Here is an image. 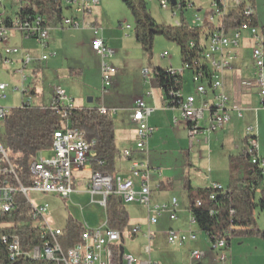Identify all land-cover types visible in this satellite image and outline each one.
Listing matches in <instances>:
<instances>
[{
	"label": "built area",
	"instance_id": "obj_1",
	"mask_svg": "<svg viewBox=\"0 0 264 264\" xmlns=\"http://www.w3.org/2000/svg\"><path fill=\"white\" fill-rule=\"evenodd\" d=\"M0 0V64L12 65L17 63L19 66L14 70V73L19 77L17 83L0 82V211L7 213L14 210L15 204L13 193L18 190L24 195L28 190H33L43 194L56 195L64 199H68L74 192L73 187V172L74 170L85 167L91 148L94 141H87L83 137V133L73 127L67 118L68 112L75 108L68 98L63 88H54L52 91L51 104L49 108L56 112H62L65 118V123L60 124V127L53 131L51 142V155L44 158L41 155L31 163L30 172L34 179L30 187H23L21 184L18 188H14L9 183V176H15L14 168L10 163L7 153L1 141V126L8 114L10 107L1 105V101L7 98L6 92L12 94L19 93L21 102L19 107L32 104L30 96L24 100L26 94L30 93L28 76L25 73L28 65L31 62H44L49 55L46 53L38 59H34L30 54H22L17 59L16 55L19 49L8 44L9 34L18 32L23 38L33 39L42 47L47 46L49 38V26L44 17L41 15H21L19 13L22 6L27 0H11L15 8L13 11H6V7L1 4ZM161 8L166 9L172 7L168 0H158ZM174 7L178 9L183 2L187 8L200 7L195 6L193 0H175ZM98 0H59L61 9L65 7L71 12L69 17H62L60 22L62 27H90L93 30L94 38L91 41L92 50L101 57L100 72L103 90L110 86L111 76L115 74L116 69L109 66L105 62V58L110 57L113 51L106 48L102 38L98 35V28L94 27L89 21L91 6L97 4ZM229 7V10H228ZM201 8V7H200ZM231 10L237 11L239 16L243 18V22L236 28L230 30L219 29L221 18L226 12ZM198 12L200 10H197ZM210 18L213 20L218 17L217 22L209 21L215 28L207 32L201 38L203 46L200 56L192 61L185 62L179 69L171 67L166 68L172 74H178L182 77L185 71H191L192 79L195 84V91L199 95L207 93L208 88L213 91L211 99L203 101L201 106L194 104L195 97L193 95L183 98L180 89L171 92V106L176 107L180 112V119L189 126L190 139L194 138L201 129L199 121L204 113L208 114L209 125L206 131L212 132L225 127L230 120V115L227 112L228 97L222 92V73L229 68L231 61L236 58L233 49L239 46L243 37V33H247V39L251 42V60L253 64V79L246 82V85L255 84L259 88V97L262 108L264 109V29L258 25H253L252 20L255 18V10L251 0H209ZM9 17V18H7ZM195 20L201 21L202 18L195 16ZM177 23V22H176ZM161 58H166L163 53ZM142 75L144 78L149 76V70L143 69ZM167 102V101H166ZM170 106V105H168ZM238 117L241 116V111L247 106L235 105ZM116 108H106L100 106L97 108L99 114H115ZM152 108L148 107L142 98H137L134 101L131 109V121L135 125V149L144 151L148 139L154 129L148 125L147 119ZM176 122V120H175ZM245 147L244 154L250 159H259V168L261 169L262 183H264V158L258 155V144L255 135L252 132V127H247L245 130ZM123 156L130 161V177L120 178L111 177L110 175H102L98 172L91 171V178L88 185V192L92 197L95 194L101 196L98 202L102 207H105L106 198L109 195L117 196L123 203L137 202L143 204L148 210H152L155 214L150 218L152 223L156 222V216L167 210L166 205H156L152 209L149 207L150 201V185H149V167L147 164L140 162L132 157L131 150H125ZM3 176V177H2ZM134 180H139V187H135ZM212 190H220L221 185L211 183ZM198 191L194 192V206L199 207L203 202L214 199V194L210 193L203 200ZM28 201V200H27ZM29 202V201H28ZM31 206L32 224L37 228L40 242L30 248H23L18 235L10 234L3 235L6 245L9 247L11 257L14 259L19 256L32 259H45L54 261L56 264H158L151 261H137L131 254L124 253L121 260L116 259L114 251L120 245L121 234L105 224L101 227L90 229L84 226V230L79 236V241L73 246L64 249L60 243L62 236V228L54 227L48 220L47 204ZM172 206H176L175 198L172 199ZM170 219H175V214H169ZM191 222L194 223L191 216ZM138 229L134 228L132 233ZM196 234L194 232H179L169 230L167 232V241L171 244L186 243L194 241ZM211 249L216 252L217 261L221 264H226L227 257L225 254L226 242L223 238H214V242L210 244ZM203 253L199 250H194L190 253V258L194 262H199Z\"/></svg>",
	"mask_w": 264,
	"mask_h": 264
},
{
	"label": "crops",
	"instance_id": "obj_2",
	"mask_svg": "<svg viewBox=\"0 0 264 264\" xmlns=\"http://www.w3.org/2000/svg\"><path fill=\"white\" fill-rule=\"evenodd\" d=\"M94 5L90 7L91 11L88 19L89 21H91L92 25L97 28L98 16L93 15L94 13L92 10V7ZM52 28L61 29L68 27H62L60 22H52L49 26V38L46 47H42L34 40L38 47L41 49L42 53L40 56L46 53H53L50 50V30ZM69 29L92 30L90 27H71ZM15 33L17 34V40L19 43L17 41L11 42L10 38H8V44L19 49V53L16 55V58L19 59L23 54L21 51V43L27 38H23L18 32ZM98 35L102 38V41L106 48L111 49L110 47L120 46L122 37L115 38V36L117 37V34L112 37L113 34L108 32L107 30L98 29ZM93 38L94 34L92 30V39ZM247 38L248 37L245 38L246 41L251 45L250 40ZM89 48L92 50L91 43ZM233 52L236 54V58L231 61L230 67L225 69L222 73L221 90L228 97L227 112L230 115L229 123L222 129H218L216 131L208 133L205 128L208 127L209 120L208 114L205 112L202 119L199 121V125L204 128V130L201 129L196 135H194L193 139H190L189 126L186 122L180 119L179 110L174 106L167 105V102L164 100V95L161 88L156 86L158 90H154L153 92L152 84H155V81L154 74L151 70V74L149 73V76H147L146 78H144L142 75L144 84L150 86V89L146 93H143L142 97L137 95V93L135 92L129 97V100L125 101L123 99H119L117 102V104L121 105L122 109H124L125 111L124 114L120 115V126L116 130L114 129L115 145L120 152V156L114 161L113 173L116 177L120 178L130 177V161L128 158H125L123 156V152L125 150H131L132 157L134 159L147 164L149 167V185L151 191L149 201L150 209H152L153 206L156 205L167 206V210L161 212L160 215L156 216V222L152 223L150 221V218L154 217L155 214L152 210H148L145 205L137 202H122L129 216L128 224L129 222H131L130 228L128 230L129 233L127 234V236L132 233L134 228H137L138 230L136 232H141L142 238L147 241L146 242L143 239L144 243L139 242V251L134 252L133 255L131 254L138 261L149 260L158 264H221L219 261H217L216 252L211 249V246H208V249H198L197 243L200 238L195 232L194 233L196 234V239L194 241H188L182 244L169 243L167 241V232L169 230L179 232H193L191 230V224L194 223L191 222V214L188 209L189 201L187 189L194 193L198 190L206 189L211 183H217L223 187H226L229 180V157L244 153V147L246 143L245 130L247 127H252V132L255 135L258 144V155L264 158V109L262 108L260 102L259 88L255 84L249 86L246 85V82L252 81L253 79L251 49L249 51L248 57L250 58L251 63L248 64L245 63L246 56L244 54V48L240 47V44L238 47L233 49ZM51 56L52 55H49L48 58ZM39 57L34 59H38ZM31 63L42 64L43 62L35 61ZM142 65L143 64H140L141 67ZM17 66L19 65L17 64ZM168 66L173 68L171 65ZM142 68L145 69L144 67ZM186 73H188V78L185 80ZM18 81L19 77L17 76V82ZM137 83L138 87H140L139 78L137 80ZM187 84L189 85L188 88H186ZM180 91L184 99L187 96L193 95L195 97L194 104L196 106H201L203 101L208 102L213 94V91L210 90V88H208L207 93L204 95H199L196 93L191 71H185L183 73ZM137 98H142L145 104L153 109L147 119V122L148 125L154 129V131L148 139L147 146L144 151H138L135 149L136 134L134 123H132L131 121L130 110L133 108L134 101ZM108 104L111 105V103ZM114 104L115 103H112L111 106H100H104L106 108H116V105ZM235 105L240 106L241 108L243 107V105L247 106V108L241 111L240 117H238L237 111L234 108ZM117 111L118 109L116 110V113ZM200 143L207 145V147L209 145H220V155L214 156L216 150L213 147L212 149H208L207 151L200 150ZM92 155L93 153L91 150L85 167L82 169L74 170L73 184L78 177L77 173H80V171L89 172L91 174L92 170L90 162ZM41 156L44 158H48L43 156L42 153ZM202 163H206L208 165L205 173H201L199 169L202 166ZM89 181L90 179L87 181L86 187H78L77 189L74 188V192L70 195L68 201L75 205V201L77 202L78 198L88 195ZM138 181L139 180H134L136 188L139 187ZM173 198H175L176 200L175 207H173L171 204ZM100 200L101 196L99 195L98 202ZM90 202H93L91 196ZM140 206H143L145 208L146 219L143 216L138 215V208ZM171 213L175 214V219L169 218V214ZM69 217L76 218L75 215L66 213V216L62 217L60 221L56 222V225L55 223L52 224L54 225V227L63 228L67 218ZM78 220L83 223L84 218L82 220ZM104 224L105 219L103 220V222H101V224L90 227L87 224L83 223L84 226L90 229L101 227ZM152 224H158V226L153 229L154 235H152V230L150 229L152 227ZM257 227L264 230V221L261 226L257 225ZM144 230H147V232H145ZM123 235L124 233L121 235L120 245H123L124 243ZM242 239L251 240L258 238L247 237L241 238V240ZM205 240L209 245L207 236L205 237ZM199 243L201 244L203 243V241H200ZM255 246V249H247L246 254L243 256L241 254L238 255L235 253L233 243L231 242L229 244V250L225 252L227 257L226 264H251L250 260H254L255 258L260 259L258 264H264V248L262 246H259V244L257 243L255 244ZM194 250H199L203 253V256L199 262H194L190 258V253ZM123 252L128 253L124 250V248ZM256 252L258 253L257 255ZM144 254H146L147 257H145Z\"/></svg>",
	"mask_w": 264,
	"mask_h": 264
},
{
	"label": "trees",
	"instance_id": "obj_3",
	"mask_svg": "<svg viewBox=\"0 0 264 264\" xmlns=\"http://www.w3.org/2000/svg\"><path fill=\"white\" fill-rule=\"evenodd\" d=\"M129 9L133 19V35L135 41L147 55L148 67L154 74L157 87L161 88L167 105L171 104V92L181 88L182 77L172 74L166 68L155 67L150 62L153 39L161 35L168 41L176 43L180 53L181 63H192L202 52L201 38L214 26L207 22L191 25L182 15L174 25L156 23L146 8L147 0H121ZM175 6V5H174ZM171 7V9L174 8ZM187 8L182 2L179 8L183 12ZM196 10H200L197 7ZM21 15H41L47 24L61 21L62 9L59 0H27L21 7ZM9 18V17H7ZM243 22L237 11L226 12L220 20L219 29L230 30ZM257 25V20H252ZM264 29V27H260ZM71 125L83 133L87 141H94L91 148V170L102 175L114 177V161L120 156L115 145L114 123L109 114H99L96 108H73L68 114ZM61 119L58 112L42 105H24L11 108L1 126V141L12 164L15 176H9V183L18 188L30 187L34 181L30 165L44 150L51 147L52 133L60 127ZM100 161V162H98ZM229 180L226 187L212 190H198L197 194L203 200L210 193L214 199L207 200L199 207L194 206V195L187 189L189 212L194 224L208 238L210 244L214 238H223L226 248L234 238H258L264 242V230L256 225L253 212L256 208L264 211V183L261 169L257 164L248 161L242 153L229 157ZM3 177V176H2ZM256 194L258 197L256 198ZM14 210L4 213L0 211V264H56L45 259H32L19 256L10 259L3 235L16 234L23 248H30L40 242L37 228L32 224L31 206L23 193L16 190L13 193ZM105 225L118 231L121 235L129 221L128 213L115 195H109L105 202ZM60 237L61 246L66 249L79 241L84 225L78 219L67 218ZM119 245L115 249L116 259L119 257Z\"/></svg>",
	"mask_w": 264,
	"mask_h": 264
},
{
	"label": "rangeland",
	"instance_id": "obj_4",
	"mask_svg": "<svg viewBox=\"0 0 264 264\" xmlns=\"http://www.w3.org/2000/svg\"><path fill=\"white\" fill-rule=\"evenodd\" d=\"M251 1L254 5L255 18L258 22V26L264 27V0ZM193 3L195 6L199 5L201 7L199 12L196 10L197 8L194 7L183 8V12H180L177 7L173 9H171V7L163 9L160 7L158 0H147L146 8L153 20L158 24L174 25L182 15L191 25L201 23V21L195 20L196 15L202 18V22H217V16H215L213 20L210 18L209 0H193ZM1 4L6 7V11L8 12L13 11L15 8L11 0H2ZM92 10L94 13L93 15L98 16V29L107 30L113 34L112 37L116 34L117 37L115 36V38L122 37L119 47H110L114 51L113 55L109 58H105V62L116 69L115 74L111 76L108 89L106 91L103 90L100 72L101 57L89 48L92 40V30L52 28L50 30V50L54 54L42 64L30 63L28 65L25 73L30 82V93L26 94L24 100L28 99V96H30V102L32 104L49 106L51 104L53 89L60 87L65 90L75 108L97 109L100 105L111 106L112 103H115L114 105H116L118 111L116 114H111V116L114 129L116 130L120 126V115L124 114L125 111L122 109L121 105L117 104L118 100L123 99L127 101L135 92L142 97L143 93H146L150 89V86L145 85L143 82L142 67L148 69L149 73L151 69L148 67L149 59L147 55L134 39V19L129 9L122 1L99 0V2L92 7ZM70 15L71 12L63 7L62 16L69 17ZM242 36L247 37V33H243ZM9 38L11 42H18L15 32H11ZM239 44L240 47L244 48V54L246 56L245 63H251L248 57L252 46L246 39H242ZM21 51L23 54L29 53L33 58L39 57L42 53L41 49L32 39H25L22 41ZM163 53L166 54V58L160 57ZM150 62L160 68H168V65H171L173 68L179 69L182 63L178 46L176 43L168 41L163 36L156 35L152 43ZM140 64H143L142 67ZM16 68H18L17 64H0V82L16 83L17 76L14 73ZM138 78L140 87H138L137 83ZM187 78L188 73L185 74V80ZM188 86L187 84L186 88H188ZM152 90L153 92L154 90H158L155 84H152ZM6 94L7 98L1 101V105L10 108L19 107L21 95L19 93L12 94L8 91ZM89 98H91L90 102L88 101ZM108 103H111V105ZM58 116L61 119L60 124L65 123L63 113L58 112ZM212 147L216 150L214 156L220 155V145H209L208 147L203 143L199 145V149L202 151H207L208 149H212ZM42 154L45 157H49L51 155V147L48 150H44ZM201 165L199 169L201 173H205L208 165L206 163H202ZM77 175L78 177L73 187L76 189L78 187H86L87 181L91 178V174L89 172L80 171ZM24 196L34 206L47 204L48 220L51 224L55 223L56 225V222L66 216V213L70 215L73 214L80 220L84 218L83 223L87 224L89 227L101 224L105 219L104 208L97 203L99 195L92 196L93 202H90L89 194L78 198L77 202L75 201V205L68 201L67 198L64 199L56 195L43 194L33 190H28ZM257 197L258 194H256V198ZM138 215L146 219L145 208L143 206L138 208ZM253 217L255 218L256 224L261 226L264 221V211L256 208L253 212ZM130 224L131 222H129L124 232V243L122 247L126 252L133 255L134 252H138L140 249L138 246L139 242L144 243L145 239L142 238L141 232L131 233L127 236ZM151 226L150 229L152 230V235H154L153 229L158 226V224H152ZM191 230L200 238L197 243L198 249H208L210 242L208 245L205 240V234L200 231L195 224H191ZM144 231L147 232V230ZM200 241H203V243L200 244ZM231 242L233 243L235 253L243 256L246 254L247 249H255L256 243L264 248V243L259 239L241 240V238H234L230 243ZM228 250L229 246L224 251L226 252ZM257 254L256 252V255ZM144 256L147 257L146 254H144ZM259 261V258H255L254 260H250V263L258 264Z\"/></svg>",
	"mask_w": 264,
	"mask_h": 264
},
{
	"label": "water",
	"instance_id": "obj_5",
	"mask_svg": "<svg viewBox=\"0 0 264 264\" xmlns=\"http://www.w3.org/2000/svg\"><path fill=\"white\" fill-rule=\"evenodd\" d=\"M169 2H170V5H171V6H174V5L176 4V1H175V0H170ZM88 101L90 102V101H91V98H89ZM119 201L121 202L120 199H119ZM122 254H123V247H122V245H121V247H120V252H119V260H121V256H122ZM120 264H121V263H120Z\"/></svg>",
	"mask_w": 264,
	"mask_h": 264
},
{
	"label": "bare ground",
	"instance_id": "obj_6",
	"mask_svg": "<svg viewBox=\"0 0 264 264\" xmlns=\"http://www.w3.org/2000/svg\"><path fill=\"white\" fill-rule=\"evenodd\" d=\"M250 161H251L252 164H257L259 166V159H251ZM7 251H8L10 259H13L11 257V252H9V247H7Z\"/></svg>",
	"mask_w": 264,
	"mask_h": 264
}]
</instances>
